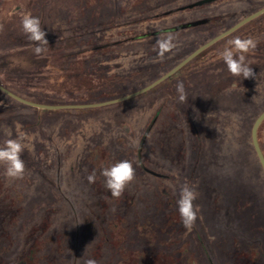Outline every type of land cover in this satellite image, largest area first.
<instances>
[{
    "label": "rangeland",
    "instance_id": "rangeland-1",
    "mask_svg": "<svg viewBox=\"0 0 264 264\" xmlns=\"http://www.w3.org/2000/svg\"><path fill=\"white\" fill-rule=\"evenodd\" d=\"M156 1L0 0V83L43 104L120 98L264 7V0H220L143 20L197 0L150 10ZM28 13L39 17L46 32L47 51L39 57L22 31ZM215 16L219 25L174 34L176 46L162 60L155 46L159 36L127 40L177 20ZM248 23L151 93L122 102L51 112L19 104L1 90L0 146L16 137L17 123L32 140L22 154V178H7L0 165V264H264V179L249 144L264 110V14ZM237 36L257 41L246 62L261 68L247 85L220 57ZM118 40L125 42L110 45ZM117 60L129 67L109 75L121 69ZM208 101L212 105L201 106ZM260 141L264 150V124ZM121 160L132 161L136 175L116 199L101 171ZM184 185L199 194L191 229L177 206Z\"/></svg>",
    "mask_w": 264,
    "mask_h": 264
},
{
    "label": "clouds",
    "instance_id": "clouds-1",
    "mask_svg": "<svg viewBox=\"0 0 264 264\" xmlns=\"http://www.w3.org/2000/svg\"><path fill=\"white\" fill-rule=\"evenodd\" d=\"M21 27L27 39L34 42L36 46L33 52L36 56H41L47 51L48 40L46 32L41 26L39 17L30 13L21 18ZM0 31H3V25L0 24ZM176 37L172 32L160 33L156 40L155 46L158 49V59L162 60L166 53L175 48ZM228 46L220 53V57L226 64L229 73L234 77H243V79L256 78L253 68L246 62V55L253 52L257 47V41L253 38H241L239 36L230 39ZM114 63L121 64V69H113L109 75L115 74L116 71L126 70L129 64L123 60H117ZM177 92L179 99L184 101L186 93L182 82L178 83ZM6 134L11 137V130H6ZM32 137L21 131V125L16 124V137L9 138L0 146V165L4 166V175L9 179L22 178L26 165L22 159V154L26 149L31 150ZM25 141H28L27 143ZM105 179V187L109 190L113 198L119 199L126 187L135 179L136 170L133 162L130 160H121L106 167L101 171ZM95 173L88 176L90 183L95 182ZM198 193L188 185L181 187L179 199L177 200L178 212L183 225L191 229L197 220L198 207L194 201L198 198ZM85 264H97L93 259H89Z\"/></svg>",
    "mask_w": 264,
    "mask_h": 264
},
{
    "label": "trees",
    "instance_id": "trees-1",
    "mask_svg": "<svg viewBox=\"0 0 264 264\" xmlns=\"http://www.w3.org/2000/svg\"><path fill=\"white\" fill-rule=\"evenodd\" d=\"M179 0H157L156 1V3H155V5H154V7L152 6V7H150L149 9L151 10H155V9H158V8H160V7H163V5H170V6H172V8H173V6L175 5V4H177V2H178ZM203 1L204 0H197V1H195V2H193V3H191L190 5H188V6H186V7H183V6H179V7H175V8H173V9H170V10H167V11H165V12H163L162 14H158V16H155V17H149V16H147L146 18H144V17H141V18H144L143 20H152V19H158V18H165V17H170V16H172L173 14H179V13H181V12H183V11H186L187 9H190V8H193V9H195V8H197V7H202V6H204V5H206V4H208V3H210V2H207V3H203ZM214 1H220V0H213V2ZM211 3H212V1H211ZM139 12H137V15H139V17L141 16V15H144V13H145V10H141V12L138 14ZM137 19H139V18H137ZM143 20H140V21H143ZM221 19L218 17V16H215V17H209V18H205V19H202V20H195V21H193V22H179L178 20H177V22L174 24V25H170V26H168L167 28H165V27H161L159 30H156V31H150V32H148V33H143V34H141V35H136L135 37H132V38H130V39H127V40H140V39H144V38H149V37H156V36H159V34L160 33H165V32H172L173 34H177V33H179V32H182V31H189V30H194V29H199V28H202V27H205V26H208V25H219L220 23H221V21H220ZM249 24V23H248ZM247 25V24H246ZM245 25V26H246ZM245 26H243V27H241V29H243ZM241 29H239V31L241 30ZM237 32V31H236ZM235 32V33H236ZM235 33H233V34H235ZM233 34H231V35H228L227 37H225V38H223V39H221L220 41H218L216 44H214L213 46H211L210 48H208V49H206L205 51H203L201 54H199L197 57H195L191 62H189L187 65H186V67L185 68H187V67H189L190 65H192V64H194L198 59H200L202 56H204L208 51H210V50H212V49H214V48H216L217 46H219L220 44H222L225 40H227V39H229ZM214 37V36H213ZM213 37H211V38H209V39H207L206 41H204L203 43H201V45H203V44H205L206 42H208L209 40H211ZM125 41H123V40H118V42H111L110 43V45H112V46H114V45H119V44H123ZM200 45V46H201ZM100 48H106L105 47V45L104 46H101ZM198 48V47H197ZM195 49H193V51H194ZM193 51H191V52H193ZM190 52V53H191ZM189 53V54H190ZM189 54H187L185 57H183L182 59H181V61L184 59V58H186ZM249 66H254V67H252L253 68V70H254V72L256 73H259V71H260V68L261 67H255L256 66V63H254V65H249ZM184 68V69H185ZM184 69H182V71L184 70ZM182 71H180V72H182ZM179 73V72H178ZM178 73H176V74H178ZM175 74V75H176ZM175 75H173V76H171L170 78H173ZM241 78L242 77H240L238 80H241ZM251 79L252 78H249V79H243L242 78V80L244 81V83H245V85H247V84H249L250 82H251ZM237 80V81H238ZM236 81V80H235ZM239 83L240 82H242V81H238ZM155 89V88H154ZM154 89H152V90H154ZM152 90L150 91V92H148L147 94H149V93H151L152 92ZM1 91V90H0ZM208 98H210V97H208ZM14 101H16V102H18L19 104H22V105H24V106H28V105H26V104H24V103H22V102H19V101H17V100H15L14 98H12ZM210 100H212V99H210ZM209 103V104H208ZM206 104H208V106L209 105H212L211 104V102H206L205 103V105L204 104H201V106H203V107H206ZM207 106V107H208ZM37 110H39V109H37ZM42 111H53V110H42ZM264 111V110H263ZM260 115V114H259ZM258 115V116H259ZM257 116V117H258ZM264 124V122L260 125V127H259V142H260V144H261V141H260V131H261V127H262V125ZM200 126V125H199ZM199 126H198V133L200 134V131H199ZM150 128H152L151 127V125H150ZM149 130V129H148ZM148 132L149 131H146V135H144V137H143V139H142V141H141V144H140V152H139V154L141 155V153H142V150H143V145L145 144V139H147V135H148ZM201 140V139H200ZM249 140H252V133H250V139ZM249 144L250 145H252V147H253V149L255 150V148H254V145H253V143H251V142H249ZM200 145H203V143H201ZM202 147V146H201ZM200 147V148H201ZM261 147H262V144H261ZM263 149V148H262ZM264 151V150H263ZM255 152H256V150H255ZM257 154V153H256ZM202 156V155H201ZM257 157H258V155H257ZM258 161H259V158H258ZM219 164H220V161H219ZM259 164H260V166H261V170H262V176H263V179H264V170H263V168H262V165H261V163H260V161H259ZM143 166H144V164H142ZM144 168H145V170L147 171V172H149V173H153L150 169H148L147 167H145L144 166Z\"/></svg>",
    "mask_w": 264,
    "mask_h": 264
},
{
    "label": "water",
    "instance_id": "water-1",
    "mask_svg": "<svg viewBox=\"0 0 264 264\" xmlns=\"http://www.w3.org/2000/svg\"><path fill=\"white\" fill-rule=\"evenodd\" d=\"M211 1H213V0H204L203 3H207V2H211ZM263 14H264V7L261 8L260 10L256 11V12H254L253 14L245 17L244 19H242L241 21L236 23L231 28L227 29L226 31H223L222 33L215 36L214 38H212L211 40H209L205 44L198 47L196 50H194L192 53H190L186 58H184L180 63H178L175 67H173L170 71H168L166 74H164L162 77H160L159 79H157L156 81H154L150 85H148V86H146V87H144L138 91H135L129 95L120 97V98H116V99H112V100L104 101V102H100V103H92V104L51 105V104L38 103V102H34V101L28 100L26 98H23V97L17 95L16 93L12 92L8 88H6L1 83H0V90H2L3 92H5L9 96H11L12 98H14V99L26 104V105L33 106V107H36L39 109H49V110L64 109V108H77V107H79V108L98 107V106L108 105V104H112V103L122 102V101L131 99L135 96H138L142 93H145V92L153 89L154 87H156L157 85H159L160 83H162L163 81H165L166 79H168L169 77H171L172 75H174L175 73L180 71L183 67H185L189 62H191L195 57H197L203 51H205L206 49H208L212 45L216 44L221 39H223V38L227 37L228 35L234 33L236 30H238L239 28H241L242 26H244L248 22L252 21L253 19H255V18H257ZM263 121H264V111H262L260 113V115L256 118V120L253 124V127H252V143L254 145V148H255L256 153H257L258 158H259V161H260L262 168L264 170V151L261 147V144L259 142V137H258V130H259V127Z\"/></svg>",
    "mask_w": 264,
    "mask_h": 264
}]
</instances>
